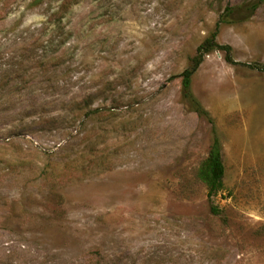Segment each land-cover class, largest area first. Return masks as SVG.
Returning <instances> with one entry per match:
<instances>
[{"label": "rangeland", "instance_id": "374dc122", "mask_svg": "<svg viewBox=\"0 0 264 264\" xmlns=\"http://www.w3.org/2000/svg\"><path fill=\"white\" fill-rule=\"evenodd\" d=\"M64 1L63 15L56 11ZM0 0V264H264V3ZM100 111H95L96 109ZM214 127L227 189L197 177Z\"/></svg>", "mask_w": 264, "mask_h": 264}, {"label": "trees", "instance_id": "16d2710c", "mask_svg": "<svg viewBox=\"0 0 264 264\" xmlns=\"http://www.w3.org/2000/svg\"><path fill=\"white\" fill-rule=\"evenodd\" d=\"M264 3V0H251L248 3L240 6V9L251 11L252 14ZM66 8L64 1L58 7L56 14L63 15V11ZM234 8L228 7L229 13H225L221 16L216 24L215 31L211 35L205 38L197 47L195 53L189 58V63L187 67L180 74L182 83L183 97L189 102L193 109L202 116H207L210 121L214 124L213 119L210 117L209 111L204 107V105L195 96L192 86L193 79L198 72L200 66L204 62L206 56L210 55L216 50H223L225 52V60L227 63L232 65H238L242 67H247L250 69H258L264 71V66L259 64H250L247 62H238L233 56V48L228 44H220L217 40V32L221 23L232 22V15L234 13ZM95 111H100L96 109ZM214 139L211 144L208 155L201 161L197 169L198 179L205 185L207 198L210 203V209L213 214L221 215L222 210L216 204V198L222 194L226 189V165L223 158V148L222 142L218 135L216 128L214 127Z\"/></svg>", "mask_w": 264, "mask_h": 264}]
</instances>
